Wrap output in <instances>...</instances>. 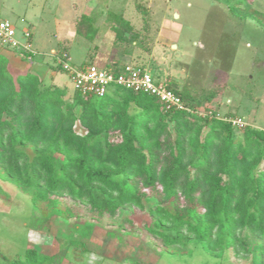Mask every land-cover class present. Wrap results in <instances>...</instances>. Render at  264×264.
Instances as JSON below:
<instances>
[{
    "label": "trees",
    "instance_id": "trees-1",
    "mask_svg": "<svg viewBox=\"0 0 264 264\" xmlns=\"http://www.w3.org/2000/svg\"><path fill=\"white\" fill-rule=\"evenodd\" d=\"M251 3L235 0L229 10L239 21L264 26V14ZM111 18L117 23L115 43L140 40L128 21ZM76 30L90 42L99 34L86 16ZM9 49L14 57L23 55V62L32 57L23 48ZM10 58L0 51V192L2 183H9L30 195L43 216L87 226L99 222L70 213L60 198L86 204L98 218L116 217L131 207L146 210L152 201L150 222L140 235L159 254L186 255L196 241L211 253L231 251L264 264V130L200 116L198 109L215 94L194 99L171 83L164 86L182 99L185 110L168 109L155 97L117 86L102 97L75 90L69 102L66 87H45L30 71L14 74ZM120 59L115 56L116 62L99 68L119 71L125 67L118 65ZM88 65L94 64L78 68ZM71 243L79 257L84 245ZM0 257L1 264H59L34 249Z\"/></svg>",
    "mask_w": 264,
    "mask_h": 264
},
{
    "label": "rangeland",
    "instance_id": "rangeland-1",
    "mask_svg": "<svg viewBox=\"0 0 264 264\" xmlns=\"http://www.w3.org/2000/svg\"><path fill=\"white\" fill-rule=\"evenodd\" d=\"M234 1L0 0V20L15 26L17 39L27 46L23 52L32 57L23 62V55L14 57L9 48L0 45V51L11 57L8 68L13 73L30 71L45 87H66L64 99L69 102L75 87L62 66L78 68L91 62L103 67L120 56L118 65L142 68L158 83L174 84L194 99L215 94L198 109L200 116L228 121L236 117L247 126L264 130V26L233 17L229 7ZM251 6L264 14V0H252ZM111 14L128 21L140 40L133 45L115 43L112 27L117 23ZM81 16L91 18L98 29L94 42L77 33ZM2 188L0 255L14 257L34 249L55 257L59 264H132L129 260L139 264H256L252 256L211 253L196 241L189 244L186 255L174 251L159 254L154 244L144 242L140 235L150 222L147 209L154 207L152 201L146 203V210L131 207L116 217L98 218L86 204L60 198L61 207L70 213L99 222L87 226L54 214L45 217L30 195L9 183H2ZM72 241L84 245L79 257ZM116 257L124 261L118 262Z\"/></svg>",
    "mask_w": 264,
    "mask_h": 264
},
{
    "label": "built area",
    "instance_id": "built-area-1",
    "mask_svg": "<svg viewBox=\"0 0 264 264\" xmlns=\"http://www.w3.org/2000/svg\"><path fill=\"white\" fill-rule=\"evenodd\" d=\"M28 36L29 34L26 33V37ZM0 44L14 49H27V46L17 39L16 30L9 21H0ZM64 69L70 73L75 90L83 95L102 97L108 92L109 88L117 86L155 97L168 109H186L182 99L164 85L158 83L150 73L137 70L129 65L119 71L101 69L95 65L72 68L68 64H65ZM229 121L236 127H245L244 122L240 119Z\"/></svg>",
    "mask_w": 264,
    "mask_h": 264
}]
</instances>
